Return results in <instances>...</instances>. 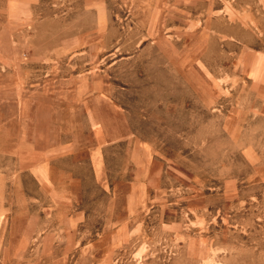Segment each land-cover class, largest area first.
I'll return each instance as SVG.
<instances>
[{"label": "rangeland", "instance_id": "1", "mask_svg": "<svg viewBox=\"0 0 264 264\" xmlns=\"http://www.w3.org/2000/svg\"><path fill=\"white\" fill-rule=\"evenodd\" d=\"M33 1L0 0V173L65 142V264H264V0Z\"/></svg>", "mask_w": 264, "mask_h": 264}, {"label": "crops", "instance_id": "2", "mask_svg": "<svg viewBox=\"0 0 264 264\" xmlns=\"http://www.w3.org/2000/svg\"><path fill=\"white\" fill-rule=\"evenodd\" d=\"M72 5H95L98 0H66ZM33 0H10L14 22L33 20ZM14 23H11V26ZM264 57V56H262ZM257 58H259L257 56ZM259 75H252V66L248 74L254 84L264 88V60L259 64ZM27 96V94H26ZM264 104V90L258 94ZM41 100V99H40ZM45 111V105H39ZM47 160H33V170L29 173L35 182V188L20 195L18 188H2L0 173V261H26L27 264H65L68 248L66 239V201L65 190L60 181L65 179V171L59 166L67 158L65 142H57L51 147ZM108 145L96 141L90 151V164L106 161ZM249 160L254 161L250 150L246 152ZM11 180V179H10ZM21 198V199H18ZM20 204V206H19ZM53 214V219L49 214ZM7 221V222H6ZM78 222L75 221L74 225ZM81 224H84L81 222ZM74 227V226H73ZM110 254L103 261H110Z\"/></svg>", "mask_w": 264, "mask_h": 264}]
</instances>
